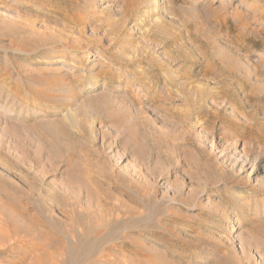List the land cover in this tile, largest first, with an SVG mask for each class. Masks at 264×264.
<instances>
[{"label":"rangeland","instance_id":"rangeland-1","mask_svg":"<svg viewBox=\"0 0 264 264\" xmlns=\"http://www.w3.org/2000/svg\"><path fill=\"white\" fill-rule=\"evenodd\" d=\"M0 205V264H264V0H0Z\"/></svg>","mask_w":264,"mask_h":264},{"label":"bare ground","instance_id":"bare-ground-1","mask_svg":"<svg viewBox=\"0 0 264 264\" xmlns=\"http://www.w3.org/2000/svg\"><path fill=\"white\" fill-rule=\"evenodd\" d=\"M4 193V192H3ZM7 194V193H6ZM8 199H10V200H12V202L14 203V204H16V205H19L20 207H19V209H16L17 211V213L19 214V215H28V217H34L35 216V212L33 211V209L32 208H25V207H23V206H21V202H23V203H29L30 201H31V199H30V197H25V201L22 199L21 201L20 200H18L17 198L15 199L14 197H11V196H9V195H5ZM34 202H35V200H34ZM33 202V203H34ZM1 206V205H0ZM15 206V205H14ZM40 210V209H39ZM1 214L3 213V212H0ZM42 213V212H41ZM86 214V213H85ZM1 218V217H0ZM3 219V218H2ZM86 220V219H85ZM92 220V219H91ZM90 220V221H91ZM84 221V220H83ZM107 221V220H106ZM108 222V221H107ZM80 223H81V221H80ZM106 222L104 221L103 222V225H104V227H105V225H107V224H105ZM75 225H77V223L75 224ZM85 225V224H84ZM95 226V225H94ZM99 226V225H98ZM70 228H72V227H70ZM102 229H103V227H101ZM77 229V228H76ZM93 229V228H92ZM83 231V230H82ZM81 231V232H82ZM103 231V230H102ZM73 232V231H72ZM79 232V231H78ZM88 232V231H87ZM94 232V231H93ZM104 232V231H103ZM74 234V233H73ZM81 234V233H80ZM83 234V233H82ZM94 234V233H93ZM70 235V234H69ZM88 234H86V236H87ZM97 235V234H96ZM85 236V237H86ZM101 236V235H100ZM94 237V236H93ZM96 237H98V235L96 236ZM23 239V238H22ZM81 239V238H80ZM1 241V240H0ZM4 241V240H3ZM11 241V240H10ZM24 241V240H23ZM79 241V240H78ZM81 241H83V240H81ZM80 241V242H81ZM6 242V241H5ZM28 242V241H27ZM30 242V241H29ZM23 243V242H22ZM24 243H26V241L24 242ZM75 243V242H74ZM2 244V243H1ZM17 244H21V243H17ZM82 244V243H81ZM15 245H16V243H15ZM95 245V244H94ZM173 245V244H172ZM18 246V245H17ZM79 246V245H78ZM93 246V245H92ZM15 253V252H14ZM17 262V261H16ZM15 263V262H14ZM17 264V263H16Z\"/></svg>","mask_w":264,"mask_h":264}]
</instances>
